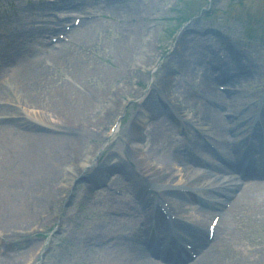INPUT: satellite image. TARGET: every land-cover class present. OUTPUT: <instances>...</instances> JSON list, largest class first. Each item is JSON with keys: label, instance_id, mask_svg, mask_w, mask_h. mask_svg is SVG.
I'll use <instances>...</instances> for the list:
<instances>
[{"label": "rangeland", "instance_id": "rangeland-1", "mask_svg": "<svg viewBox=\"0 0 264 264\" xmlns=\"http://www.w3.org/2000/svg\"><path fill=\"white\" fill-rule=\"evenodd\" d=\"M49 1L0 0V49L5 45H13L15 40L24 33L31 38L36 31L33 29L35 25H41L43 22L51 24L53 31L50 30L44 35H47V40L51 41L50 44H46L50 46L46 47H51L52 50L50 54L45 52L44 54L41 50L38 53L47 57L64 52L68 48L73 57L78 58L80 68L74 67L67 60L64 62L61 60L56 63V67H51L50 75L58 80L59 84L71 83L72 89L70 87V91H67L69 98L62 100L63 103L56 105L45 100L42 106L49 110V114L55 113L54 116L62 117L60 121H63L66 116L75 124H78L81 118L85 120L84 125L91 128L89 130L94 134V138L85 140L83 151L84 153L92 152V161L87 162L84 153L78 154V162L85 164L86 167L81 170L82 177L72 191L73 195L65 197V189L49 180L38 190L40 195L49 194L51 189L57 190V194L50 197L53 200H47V205L38 206L36 212L29 217L21 216L20 212L4 215L0 213L2 233L0 264H27V262L30 264H113L111 256L114 254L105 244L102 245L100 240H103V236H111L114 232L126 228L119 221L111 223L105 221L107 224L100 221L102 219L96 213L99 209L96 208L97 205L85 201V189L92 183L89 176H102L104 181L111 185H114L115 180L121 179L122 172L118 169L111 168L105 175L99 169L102 166L111 167L125 154V141H130L127 129L133 124L134 115L139 111L141 101L152 91L150 87L152 81L166 74V79L162 81L169 82L173 90L176 87L177 90L172 94L169 93V96L165 95V98L169 101L173 100L172 102L182 99L179 96V70H175L176 73L170 71V66L174 68L177 64L174 60L168 64L167 59L175 52L178 39L186 31H190V34L195 36V41H200L203 37L210 38L212 43L216 42V49L218 45L222 53L226 54L228 52L220 46L217 38L220 34L226 37L231 35L234 41L239 43L242 52H249L250 55L246 56L250 61H243V63H250L252 57L254 58V77L239 80L240 84L235 86L229 84L224 86L239 88L240 90L237 91L244 95L245 102L248 100L258 104L264 87V0H105V3L93 0L88 2L67 0L65 8L57 6L61 3L59 0H55L54 3ZM66 16L72 17L71 20L75 17L80 19L78 27L68 34L56 32L54 28L60 27L56 24V19ZM73 22L65 23L72 27ZM39 33L43 34L38 32L33 36H38ZM58 33L66 37L68 41L50 40V36H57ZM149 42L154 51L148 63L145 64L146 68L141 67L140 64L133 67L132 62L136 61ZM29 45L34 49L40 46L32 43ZM44 46L41 45V47ZM159 53L158 63L152 68L151 64ZM8 55L2 54L0 61L4 62ZM227 59L226 57L225 61H228ZM163 66L166 67L165 72H163ZM3 68L0 72V81L7 78L19 88L22 80L21 76L16 74L18 70L13 74L9 73L10 70L6 64ZM128 69L130 70L127 74ZM189 76H191L190 84H194L197 89H204L205 85L201 83L202 70L195 68ZM124 83L130 88L124 93L121 91L116 93L120 85ZM219 86L223 85L218 84ZM20 92L23 93L21 89ZM19 96L21 97L22 94ZM120 101L125 102L124 107L111 108V102L116 104ZM31 103H33L30 105L32 108L27 105L26 111H33V107L37 106L34 102ZM197 107L196 104L191 103L189 108L177 109V111L183 117L196 121L201 116ZM217 109L224 114L228 113L226 108L217 107ZM60 111H65L66 114L59 115ZM57 118L51 117L50 120L55 122L59 120ZM120 119L121 125L114 129ZM232 121L233 119H229V125L233 124ZM150 122L151 120L146 122L142 129L145 134L150 128ZM207 125L209 128L210 125ZM218 125L223 128L220 119ZM233 127L234 125L232 129ZM246 127H248L247 122H244L238 127L237 135H231L230 140L242 137L248 131ZM177 130L179 129L175 128L171 135L178 137ZM180 137L185 136L180 135ZM148 139V137L144 138L143 149L148 146L146 145ZM13 152L16 154V150ZM183 169L182 165L174 169L175 177L172 182H177L180 179L179 175L185 174ZM1 175L4 176L5 172L2 171ZM14 176L18 182L27 184L26 175L20 173ZM209 178L215 179V177H205L206 180ZM24 179L25 183L22 181ZM205 179L200 181L203 183ZM103 183L101 181L96 188H93V191L105 188ZM115 184L117 186L118 183ZM0 193L7 194L3 189L2 191L0 189ZM126 193L133 196L135 191L128 190ZM171 197L168 196L169 201ZM191 202L194 201L190 198ZM194 203L197 205L196 202ZM204 205L199 208L200 218L196 221L198 223L203 222L204 215L207 216L212 212L210 206ZM182 215L187 219L184 214ZM106 219L110 218L104 220ZM219 227L221 228L218 229L214 241L209 246L200 250L185 248L180 253L171 255L173 262L167 264H198L203 251L208 252L207 258L212 254L219 255L218 253L224 249H221L219 244L222 243L228 228L233 230L234 236L241 243L234 251L224 254L225 256L219 255L220 262L222 264H264V219L259 215H252L241 220L227 216ZM92 236H97V239L87 244L85 241ZM150 259L154 258L150 257Z\"/></svg>", "mask_w": 264, "mask_h": 264}, {"label": "bare ground", "instance_id": "bare-ground-1", "mask_svg": "<svg viewBox=\"0 0 264 264\" xmlns=\"http://www.w3.org/2000/svg\"><path fill=\"white\" fill-rule=\"evenodd\" d=\"M99 3H105V1ZM45 28L48 30L43 33H48L50 28L47 26ZM20 39L23 40H17L13 45L4 64L8 66L9 73L15 74L18 70L16 74L21 76L22 82L17 88L7 78L0 81V189L8 194L0 193V213L4 215L20 212L21 216L29 217L36 212L38 206L47 205V200H53L50 197L57 194V190L51 189L49 194L40 195L38 190L44 183L46 184V181L50 180L53 184L56 182L61 185L66 191L65 197L73 195L72 191L78 185L79 178L82 177L81 170L86 167L85 164L78 162V154L84 153L85 140L94 138V134L90 131L91 128L84 125V119L81 118L79 123L75 124L69 121L65 115L64 120L60 121L62 117L54 116L55 113L49 114V110L42 106V102L45 100L57 105L63 103L62 100L69 98L67 91H70L71 83L59 84L58 80L50 75V69L56 67V63L61 60H63L62 62L67 60L74 67L78 68L79 66L80 68L78 58L75 59L68 48L64 52L54 53L47 57L39 54V50L48 54L52 50L51 47H46L50 46L46 45L49 41L40 35L36 39L26 37ZM217 41L228 54L222 53L218 45L216 49V42L212 43L208 37L195 41V36L190 34V31L181 35L177 42V49L168 57L167 62L170 64L174 60L177 64L174 68L170 66V71L176 73L175 70H179V96L182 99L172 102L173 100L169 101L165 98V95L169 96V93L172 94L177 90V87L173 90L168 84L169 82L162 81L166 79V74L152 81L150 85L152 91L141 101L139 111L134 115L133 124L127 129L130 141H125V154L111 167L102 166L99 169L104 175L111 168L122 171L123 179L115 182L119 184L129 182L130 188L126 185L123 187L134 190V197L123 195L125 200H119L120 197L112 188L99 189V193H97L98 190L96 192L93 189L86 190L85 201L96 205L102 204L109 213L114 212L122 215L121 218L114 216V220L119 219L124 224L126 231L112 235L111 241L106 242L107 236H103V240H100L102 245V241H105L108 247L119 245L117 249L110 250L114 254L111 256L113 264H157L156 260L151 261L144 252L147 247L145 239L149 237L148 232L152 228L151 214L156 211L147 199L149 198L147 190L150 187L158 194L172 196L170 199L172 207L178 210L179 214L190 217V222L185 227L188 232L185 234L189 236L193 246L199 249L210 243L208 226L210 225V230L214 228L216 233L221 227H218V222H214L212 212L208 215V220L211 219V221L206 224L207 233L203 224L195 226L196 221L200 218V207L194 202L190 203V198H193L192 200L196 198L192 196L193 194H184L180 191L177 193V190L175 193H168L166 188H172L173 183L181 188L200 191L207 203L211 202L222 208L219 211H223L225 217L241 220L252 215H259L264 219V183L252 180L245 184L247 187H241L226 179L219 181L225 173L235 174L234 167L244 164L248 160L250 168H255L256 165L261 166V172L264 175V113L262 122L257 123L247 135L248 142L229 140V132L225 129L229 117L225 118L217 107H229L231 111L229 116L232 117L230 120L234 118V125H242L244 122L253 123L250 119L257 110L254 111V108H251L252 104H249L250 108L245 110L246 103L248 104L249 101L245 102L241 93L232 92L231 96H226L225 93L219 91L218 84L235 86L240 84L239 80L254 77V58L252 57L250 63H243V61H250L246 56L250 54L242 52L239 43L235 42L231 35L226 37L224 34H220ZM198 42L200 43L198 44ZM30 43L40 45V49L36 47V50L32 46L30 47ZM41 45L45 46L41 47ZM150 45L149 42L144 46L142 53L136 61L132 62L133 67L140 64L141 67L146 68L145 64L148 63L150 55L154 51ZM226 57L228 61H225ZM157 58H160V53L153 60L152 68L157 65ZM195 68L203 72L201 80V83L205 85L203 90L190 84L191 76L189 74L193 73ZM163 69L165 72L166 67L163 66ZM129 70H127V74ZM129 88L124 83L120 85L116 93L120 91L124 93ZM20 89L23 93L20 92ZM227 93L229 94V92ZM30 101L37 106L33 107V111H26L27 105H33ZM191 103L198 106V113L201 114L196 121L183 117L177 111V109L189 108ZM124 105L125 102L120 101L116 104L111 102L110 106L116 109L122 108ZM30 107L32 108V106ZM64 113L65 111H60L59 115L64 116ZM51 117H58L59 120L51 121ZM219 119L225 132L218 125ZM149 120H151L150 128L145 134L142 129ZM207 124H210V129ZM183 126H186L184 131L186 139H190L188 145L190 144L192 147L198 143L201 134L208 133L214 137L211 132L214 130L217 135L216 140H218L217 147L222 151L224 158L221 161L225 165L207 162L195 153L187 151V144L182 139H173L169 130L179 127L183 131ZM145 137L149 138L146 144L148 146L143 149ZM13 150H16V154ZM84 154L87 162L92 161V152ZM93 154L95 153L93 152ZM178 165L184 167L185 174L179 175L180 179L177 182H172L175 177L174 169L178 168ZM201 166H206L208 170L203 173L191 170V168ZM2 171L5 172L4 176L1 175ZM188 171L190 172L187 174ZM20 173L28 177L26 185L18 182L15 178L14 174ZM244 174L250 176L249 173ZM207 175L217 178L214 181L206 180ZM55 176L57 178H54ZM89 178L92 183L87 187L95 186L96 188L100 184V176H89ZM204 179L205 182L202 183L200 180ZM22 181L25 183V179ZM6 185L7 187H5ZM208 190L212 192H207ZM219 193L225 197L224 201H231L232 206L229 211L224 212L225 207ZM112 218L110 216L111 221ZM180 220L181 218H179ZM179 221L175 225H179ZM160 222L161 220L158 219L157 223ZM180 231L179 239L182 238L186 241ZM92 239L95 241L97 236ZM177 240L178 238L174 239V243L170 244L173 247L178 246L175 244ZM240 243V240L234 236L233 230L228 228L224 233L222 243L219 244L221 249H224L218 254L225 256L224 254L227 252L234 251L236 247H239ZM156 245L157 241L152 239L148 246L154 248V253L151 254L154 257L156 254L163 253V249L155 252ZM207 255L208 252L203 251L198 264H222L219 255L212 254L208 258ZM156 259L158 258L156 257ZM162 259H165V253ZM170 259L171 256H169L168 262Z\"/></svg>", "mask_w": 264, "mask_h": 264}]
</instances>
